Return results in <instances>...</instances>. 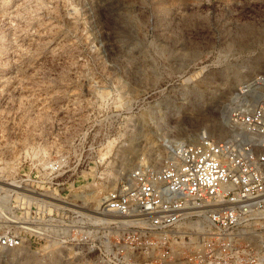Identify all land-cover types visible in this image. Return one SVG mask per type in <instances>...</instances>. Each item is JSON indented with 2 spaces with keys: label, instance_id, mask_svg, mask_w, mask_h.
I'll return each mask as SVG.
<instances>
[{
  "label": "rangeland",
  "instance_id": "374dc122",
  "mask_svg": "<svg viewBox=\"0 0 264 264\" xmlns=\"http://www.w3.org/2000/svg\"><path fill=\"white\" fill-rule=\"evenodd\" d=\"M261 72L264 0H0V234L17 212L35 228L0 264H76L62 210L96 212L171 141L224 138Z\"/></svg>",
  "mask_w": 264,
  "mask_h": 264
},
{
  "label": "built area",
  "instance_id": "2783aa9c",
  "mask_svg": "<svg viewBox=\"0 0 264 264\" xmlns=\"http://www.w3.org/2000/svg\"><path fill=\"white\" fill-rule=\"evenodd\" d=\"M235 100L242 107L224 138L201 132L171 144L161 163L139 164L108 189L96 212L62 210L72 214L62 236L74 237L76 264H264V72ZM46 166L53 177L65 171L61 160ZM19 213L18 231L0 234V247L35 232Z\"/></svg>",
  "mask_w": 264,
  "mask_h": 264
},
{
  "label": "bare ground",
  "instance_id": "6f19581e",
  "mask_svg": "<svg viewBox=\"0 0 264 264\" xmlns=\"http://www.w3.org/2000/svg\"><path fill=\"white\" fill-rule=\"evenodd\" d=\"M219 131V130H218ZM217 131V132H218ZM218 133H220V131L218 132ZM194 141H196V139L195 140H193V141H191V142H194ZM172 143L171 144H178L179 143V141H171ZM6 184V183H5ZM9 185V184H8ZM11 185V184H10ZM103 199V198H102ZM99 207V206H98Z\"/></svg>",
  "mask_w": 264,
  "mask_h": 264
}]
</instances>
